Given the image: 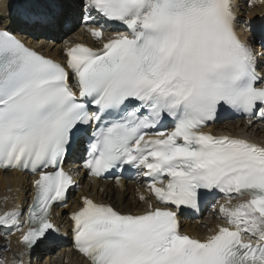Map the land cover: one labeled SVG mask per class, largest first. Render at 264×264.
<instances>
[{
    "label": "snow or ice",
    "instance_id": "snow-or-ice-1",
    "mask_svg": "<svg viewBox=\"0 0 264 264\" xmlns=\"http://www.w3.org/2000/svg\"><path fill=\"white\" fill-rule=\"evenodd\" d=\"M76 7L100 47L66 46L63 62L26 46L0 14V172L32 177L26 215L19 206L0 214V229L21 233V250L0 264H32L34 248L59 234L52 209L78 186L65 162L80 142L92 182L113 177L119 187L117 170L128 166L146 178L148 193L137 213L80 198L69 218L72 246L87 264H264V144L204 131L221 112L264 124V69L252 21L247 40L237 34V0ZM5 12L10 21V5ZM259 19L264 33V13ZM74 20L56 3L23 17L34 28L69 31ZM107 22L125 30L105 35ZM21 188L17 178V194ZM209 194L223 200L222 222L203 238L182 233L179 209L197 208Z\"/></svg>",
    "mask_w": 264,
    "mask_h": 264
},
{
    "label": "bare ground",
    "instance_id": "bare-ground-1",
    "mask_svg": "<svg viewBox=\"0 0 264 264\" xmlns=\"http://www.w3.org/2000/svg\"><path fill=\"white\" fill-rule=\"evenodd\" d=\"M60 1L63 2L62 5L63 7L71 8V10L74 11L77 0H60ZM53 2L54 0H0V14H4L7 16V13L5 12V8L8 5H10L11 20L9 21V19L6 18L5 23L7 22L14 23L18 20V17L24 16L25 13H27L35 5L37 4L50 5ZM237 3H238V8L236 10L238 16L237 25L239 26L240 32L242 33L244 39L247 40L250 37L251 33L247 30L245 22L249 20L252 21L256 16V14L263 13L264 0H257V2L252 4V7L248 6L246 0H237ZM54 27H50V28L53 29ZM10 28L12 30L11 26ZM253 31L255 33V38H256V43L254 45V48L257 53V56H262L264 58V55H261V53H264V49L260 47V41L263 34L256 32L254 27H253ZM60 32H61L60 28L55 32L56 38L40 37L38 38V40L42 42H55L58 44L62 40V37L58 36ZM68 36H69V40H67V42L73 40L75 34H70ZM216 127L219 130H222V133H227L230 135H239L244 133L245 135H249L252 140L264 144V130L259 129L256 125H252L251 127H248L245 132L241 123L238 122L226 121L217 125ZM17 178L22 184V188L19 194H17L16 192ZM139 183H140V178L134 179V182L132 183H128V182L126 183L125 187L122 190L123 193L122 197L124 201L129 202L131 198L134 199L133 197L134 191L132 190L131 186ZM29 184H30V180L28 179L27 175L23 173L13 171L5 174L0 172V214H2L4 211L11 210L15 206H19L25 212V208L27 206L26 205L27 195H25V192L28 191ZM9 187L11 190L8 191ZM106 193H107V197H110L111 200L114 199L113 195L115 193L117 197L119 196V193L110 185L107 186ZM4 195H6V200L2 199ZM101 200H103V197L101 198ZM236 202H237L236 200H233V203ZM76 206L77 205H74L72 206V208H76ZM205 220L206 219L200 221L196 220L194 222L196 226L194 229H192L193 231L192 234H194L197 237H201L200 232L203 228L201 227L200 223L201 221L206 222ZM52 221L59 228V234L57 235L53 233V237H55L54 240L52 237H50L48 241H45L44 243L34 248L31 256L32 262L34 263L36 258L37 259L41 257L43 258V253H45L47 257L39 261V264H87V261L84 260L74 250L72 246V242L70 240L69 234L67 233L68 229L70 228L69 220L67 219V214H65L62 210H54ZM20 235L21 233L19 232H11L6 234V230L0 229V238L3 237L5 240V243L0 242V248L1 247L4 248L6 246H8L9 248L8 252L5 255L1 256L0 259H4L5 261L10 262L11 259L13 258V254L18 253L21 250V245L19 243ZM58 240L59 243L57 242ZM25 259H27V257H25ZM36 264H38V262Z\"/></svg>",
    "mask_w": 264,
    "mask_h": 264
},
{
    "label": "rangeland",
    "instance_id": "rangeland-1",
    "mask_svg": "<svg viewBox=\"0 0 264 264\" xmlns=\"http://www.w3.org/2000/svg\"><path fill=\"white\" fill-rule=\"evenodd\" d=\"M8 247H6V248H2L1 250H0V256L5 252V250L4 249H7ZM2 252V253H1ZM33 264V263H32Z\"/></svg>",
    "mask_w": 264,
    "mask_h": 264
}]
</instances>
